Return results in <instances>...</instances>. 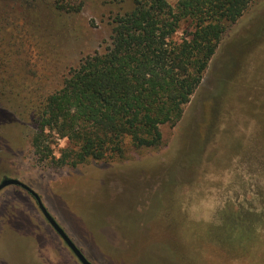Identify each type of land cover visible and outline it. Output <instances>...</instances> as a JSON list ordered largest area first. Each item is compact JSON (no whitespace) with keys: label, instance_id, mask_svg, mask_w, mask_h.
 I'll return each mask as SVG.
<instances>
[{"label":"rangeland","instance_id":"rangeland-1","mask_svg":"<svg viewBox=\"0 0 264 264\" xmlns=\"http://www.w3.org/2000/svg\"><path fill=\"white\" fill-rule=\"evenodd\" d=\"M32 1L52 33L32 31L25 14L12 17L38 63L36 75L16 77L19 92L0 93V182L13 178L33 190L90 264H264V142L252 138L261 125L256 104L264 102V0L225 34L181 120L161 126L158 150L128 147L124 159L76 167L33 154L30 107L109 44L117 8L84 0L61 23L48 9L54 0ZM48 140L56 157L67 146ZM0 264H77L17 186L0 191Z\"/></svg>","mask_w":264,"mask_h":264},{"label":"trees","instance_id":"trees-1","mask_svg":"<svg viewBox=\"0 0 264 264\" xmlns=\"http://www.w3.org/2000/svg\"><path fill=\"white\" fill-rule=\"evenodd\" d=\"M255 1L177 0L172 6L166 0H109L117 8L109 44L68 68L60 86L30 107L37 129L30 139L33 154L55 167H76L124 159L128 147L158 150L161 126L181 120L225 34ZM32 2L0 0L1 94L19 92L16 77L36 75L38 63L27 51L34 45L22 39L12 17L25 14L32 31L52 33ZM83 5L84 0H54L48 9L66 23ZM256 105L261 125L252 138L258 144L264 142V102ZM52 135L67 141L58 157L48 140Z\"/></svg>","mask_w":264,"mask_h":264},{"label":"water","instance_id":"water-1","mask_svg":"<svg viewBox=\"0 0 264 264\" xmlns=\"http://www.w3.org/2000/svg\"><path fill=\"white\" fill-rule=\"evenodd\" d=\"M8 186H17L21 189L28 192L36 201L37 207L44 217L45 221L52 227V229L56 232V234L60 237L66 247L70 250V252L77 259L79 264H90V262L83 256V254L79 251V249L72 243V241L67 237L64 231L60 228V226L55 222V220L51 217V215L47 212L45 207L42 205L38 195L27 187L25 184L21 183L17 179L13 178H4L0 182V191Z\"/></svg>","mask_w":264,"mask_h":264},{"label":"flooded vegetation","instance_id":"flooded-vegetation-1","mask_svg":"<svg viewBox=\"0 0 264 264\" xmlns=\"http://www.w3.org/2000/svg\"><path fill=\"white\" fill-rule=\"evenodd\" d=\"M62 243H63V241H62ZM65 245V244H64ZM66 246V245H65ZM67 248V247H66ZM68 249V248H67ZM69 250V249H68ZM70 251V250H69ZM71 253V252H70ZM72 254V253H71ZM72 256H74L73 254H72ZM76 259V258H75ZM76 261H77V259H76ZM77 264H79V262L77 261Z\"/></svg>","mask_w":264,"mask_h":264}]
</instances>
